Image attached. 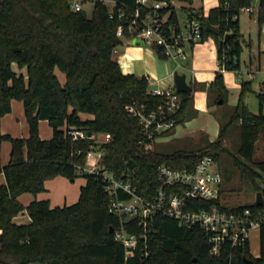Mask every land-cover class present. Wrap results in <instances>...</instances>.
Returning a JSON list of instances; mask_svg holds the SVG:
<instances>
[{
	"label": "trees",
	"instance_id": "1",
	"mask_svg": "<svg viewBox=\"0 0 264 264\" xmlns=\"http://www.w3.org/2000/svg\"><path fill=\"white\" fill-rule=\"evenodd\" d=\"M119 1L135 6L134 0ZM249 5L256 8L261 28L264 0L256 4L253 0H218L201 18L202 41L214 38L217 59L225 70H239L242 34L238 17ZM171 15L175 18L174 8ZM118 22L108 17V7L101 0L94 1L90 17L83 10H72L70 0H0V119L11 111L12 100L21 101L29 133L25 138L0 133V144L8 141L11 145L8 163H0L5 177L0 186V264H243L244 257L254 264L264 263V221L258 229V257L250 253L249 241L239 248L224 246L219 258L210 257L207 235L198 225L180 226L161 215L150 221L146 257L126 258L123 246L114 240L110 228H116L119 219L108 211L105 183L100 175L77 173L76 166L85 164L92 142L73 141L67 134L71 127L87 134L109 133L111 139L103 144L102 166L118 177L130 171L133 185L145 197L158 185L159 164L191 165L207 153L217 162L220 153H226L240 177L255 190L261 191L258 180L264 182V157L255 156L256 141L264 132V93H257L259 112H251L244 102L250 81L241 82L238 102L220 124L217 138L207 141L205 148L209 149L166 153L139 144L142 128L127 105L138 102L156 109L163 99L148 94L147 76L123 73L113 58L122 43L116 36ZM22 69L25 73L18 71ZM56 70L64 74L63 83ZM208 89L215 93L211 103L220 99L225 103L223 72L216 71ZM191 93H179L182 102L175 125L195 116ZM80 113L93 118L82 119ZM39 120H46L52 128L50 138L40 137ZM235 123L239 144L232 154L224 140ZM56 176L72 182L78 176L85 178L75 203L50 207L48 200H34L24 207L18 201L21 193L44 191V182ZM214 204L227 211L249 208L256 215L264 210V191L259 205L225 206L221 198ZM209 205L211 202H199L200 207ZM22 210L30 217L28 224L13 221Z\"/></svg>",
	"mask_w": 264,
	"mask_h": 264
},
{
	"label": "built area",
	"instance_id": "2",
	"mask_svg": "<svg viewBox=\"0 0 264 264\" xmlns=\"http://www.w3.org/2000/svg\"><path fill=\"white\" fill-rule=\"evenodd\" d=\"M102 2L108 7V17L119 21L117 37L141 40L165 59L187 64L192 47L202 41L201 18L207 15L202 11L189 9L179 20L176 10L175 18L171 17L174 7L169 2L134 0V7L119 0ZM70 8L81 11L82 2L70 0ZM255 10L254 5H249L241 11L251 14ZM218 70L225 71L221 60H218ZM234 72L239 81H243L244 74L252 76L251 71L239 69ZM159 83L148 78V94L163 99L156 109L149 110L138 102L126 107L142 128L139 144L145 149L159 134L176 126L175 116L181 107L182 99L173 82L161 88H149ZM67 134L73 141L87 139L92 142L85 164L76 166L77 173L101 176L109 196L108 211L119 219L118 226L112 230L113 238L123 246L126 258L148 255L150 221L156 215L173 218L180 226L198 225L207 235L208 255L214 258L220 257L224 246L231 249L244 246L251 231L258 230L264 221V210L253 215L249 208L227 211L214 204L221 198L223 174L212 154H203L191 165L173 167L159 164L156 169L158 185L150 196L145 197L133 185L130 171L118 177L102 166L103 144L111 139L109 133L87 134L84 129L71 127ZM100 135L103 136L101 140ZM199 202H211V205L200 207Z\"/></svg>",
	"mask_w": 264,
	"mask_h": 264
},
{
	"label": "crops",
	"instance_id": "3",
	"mask_svg": "<svg viewBox=\"0 0 264 264\" xmlns=\"http://www.w3.org/2000/svg\"><path fill=\"white\" fill-rule=\"evenodd\" d=\"M178 2L182 5L183 8L186 9V11L189 9L199 10L204 14H208L209 10L217 6L218 4V0H178ZM238 19L240 33L242 34V40L245 42L248 51L247 58H245L244 60V68L240 70L242 72H252L251 77L244 74L243 81H250L251 87L257 90L256 94L264 93V26H262L261 28L258 27L256 20V11L251 14L241 11ZM252 30L256 32L255 40L251 38ZM244 33H248V40L246 39ZM131 42L125 39L122 40V43L115 49L113 58L119 63L123 73H133L135 75H138L136 73V70H141L140 62L145 59L146 51L140 45H133ZM190 61L192 62V69H190V71L187 69L188 73L186 72L185 74L188 83L192 86L191 94L193 108L196 110V114H198L199 108H201L202 111H210L209 107L212 99L215 98V93L209 90L208 87L213 81L216 71L218 70L217 44L214 38L208 36L205 40L195 44L192 47L187 65L190 63ZM18 71H20L21 73H25V69ZM141 75H145L150 78L151 71H144V73H141L138 76ZM64 81L65 76L63 74V82ZM223 82L226 88L225 103L233 109V107L238 102L242 81H239L237 79L236 73L234 71H226L223 72ZM170 84L171 83H169L168 85ZM245 104L247 105L246 102ZM249 110L253 113L259 112V104L256 111H253L252 109ZM262 113H264V106H262ZM79 115L82 119L93 118V115L86 113H80ZM195 116L184 122L190 125V130L192 132L194 131V128L193 125L191 126V124L193 123ZM227 119L228 118H226V121ZM215 122L216 128L205 125V131L200 132L204 134L206 139L209 141L215 140L219 132L221 122L219 121V119H215ZM38 127L39 135L42 139H48L52 136V128L49 126L46 120H39ZM175 127L159 134L151 143L150 147L163 141H172L173 136L177 133L175 132ZM0 133L9 134L13 137L21 138H25L28 136V125L21 101H11V111L2 116L0 119ZM200 133H198L197 136ZM10 150V143L8 141H2L0 144V163L2 166L8 163ZM4 184L5 177L3 173H0V186ZM84 184V177L82 180L76 178L72 182L66 177L56 176L44 182V191L39 192L36 195L30 192H24L18 195L17 199L24 207H26L30 202L34 200H48L50 207L70 205L78 200L80 188ZM13 221L16 224H28L30 222V217L25 210H22L13 218ZM254 231L256 230L252 231V239H249V249L253 257H258L259 231L257 230L256 233H254ZM252 240H256L257 242L255 245L257 247L254 251H252L251 248Z\"/></svg>",
	"mask_w": 264,
	"mask_h": 264
},
{
	"label": "rangeland",
	"instance_id": "4",
	"mask_svg": "<svg viewBox=\"0 0 264 264\" xmlns=\"http://www.w3.org/2000/svg\"><path fill=\"white\" fill-rule=\"evenodd\" d=\"M82 2V10L86 13L88 17L91 16L94 1L95 0H80ZM107 2V0H102ZM171 5L175 8L177 16L179 20L184 16L186 9L182 7V5L178 2V0H169ZM246 39L248 40V33H244ZM251 38L256 39V32L254 30L251 31ZM131 42V41H130ZM124 43V42H123ZM146 51V57L143 61L140 62L141 70L137 69L136 73L139 75L144 73V71H151V80H155L160 82L159 84H152L149 86L150 89L153 88H161L167 86L169 83L173 82V74L174 72L178 73H186L187 69L190 71L192 69V62L187 65L180 60H174L171 58L160 60L157 57V54L154 49L148 45H140ZM241 53H240V67L239 69L244 68V60L247 58V46L243 40H241ZM16 68L14 64V69ZM17 69V68H16ZM143 69V70H142ZM231 71L233 70H225ZM58 78L63 83V74L59 70H56ZM188 73V72H187ZM236 73V72H235ZM153 74V75H152ZM246 76V75H245ZM257 90L251 87V90L246 92L244 96V101L247 103L249 109L256 111L258 109V98L256 94ZM213 98V97H212ZM213 100V99H212ZM219 101V100H218ZM211 103L210 111H202L199 108L198 114H195V118L191 126L193 125L194 131L190 130V125L186 123H180L175 127V132H177L172 141L169 142H161L157 143L151 148L155 150H160L162 152L171 153L175 150H184V151H194L198 149H209L205 148L207 140L205 135L200 133L205 131V127H213L216 128L215 119H219L221 123L226 122V118L231 113V107L224 104ZM15 102H19L15 100ZM212 102V101H211ZM206 125V126H205ZM200 133L198 136L197 134ZM99 139H103V136L100 135ZM239 144V127L238 124L235 123L232 125L228 132L226 133V137L224 140V145L227 147L228 151L232 154H236V149ZM150 148V147H149ZM255 156L256 158L264 157V132L259 135L258 140L256 141L255 148ZM223 174V183H222V194L221 201L225 206H233L239 204H249L255 202L257 190L253 187L250 181L246 179H242L236 169L232 166L229 157L226 153H220L219 162H217ZM77 179H83L82 176H78ZM258 185L261 187V192L264 191V182L258 180ZM257 231V230H256ZM254 231V233H256ZM252 231L250 233L249 239H252ZM256 240L251 241L252 251L256 250Z\"/></svg>",
	"mask_w": 264,
	"mask_h": 264
},
{
	"label": "water",
	"instance_id": "5",
	"mask_svg": "<svg viewBox=\"0 0 264 264\" xmlns=\"http://www.w3.org/2000/svg\"><path fill=\"white\" fill-rule=\"evenodd\" d=\"M160 1H164V2H169V0H160ZM257 0H253V4H256ZM232 34H227L226 37H231ZM133 45H144V43L141 40L138 39H133L131 42ZM173 84L176 88V90L179 93H190L192 91V86L188 83L187 79H186V74L185 73H178V72H174L173 74ZM219 104L222 103V100L220 99L218 101ZM255 203L257 205L262 203V192L258 191L257 195H256V199H255ZM113 228H110V231L112 232ZM243 264H254V261L250 258H243ZM264 264V263H262Z\"/></svg>",
	"mask_w": 264,
	"mask_h": 264
}]
</instances>
